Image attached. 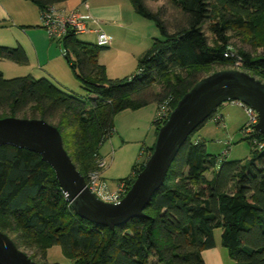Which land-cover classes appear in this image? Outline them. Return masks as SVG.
I'll return each mask as SVG.
<instances>
[{
    "label": "trees",
    "instance_id": "obj_1",
    "mask_svg": "<svg viewBox=\"0 0 264 264\" xmlns=\"http://www.w3.org/2000/svg\"><path fill=\"white\" fill-rule=\"evenodd\" d=\"M31 1L41 13L66 0ZM128 1L159 33L138 59L133 75L108 78L98 63L99 52L107 46L80 41L73 31L58 43L87 98L46 78H5L0 71V118H41L49 123L56 118L51 124L84 179L102 158L98 150L114 130L115 115L143 106L145 99L138 96L156 80L163 81L165 91L173 94V109L202 77L196 70L213 64L230 65L239 59L250 75L264 79V57L233 50L226 35L233 31L243 42L264 47V0H167L184 20L171 32L161 13L151 10L145 0ZM207 23L217 36L213 45L204 33ZM229 48L233 55L225 56ZM1 59L28 63L20 45L0 46ZM253 135L264 143L262 134L254 130ZM245 139L250 145L249 159L219 161L206 152L202 140L189 136L144 215L114 229L76 215L52 169L37 153L1 145L0 230L29 234L31 240L18 236L19 242L14 243L30 249L39 246L44 257L49 247L58 245L73 264H205L201 251L215 246L214 229L219 228L220 244L236 264H264V146L253 148L249 135ZM142 166L134 163L131 174L119 180L129 186ZM216 166L208 179L205 173Z\"/></svg>",
    "mask_w": 264,
    "mask_h": 264
},
{
    "label": "rangeland",
    "instance_id": "obj_2",
    "mask_svg": "<svg viewBox=\"0 0 264 264\" xmlns=\"http://www.w3.org/2000/svg\"><path fill=\"white\" fill-rule=\"evenodd\" d=\"M10 3H13L14 9H18V7L25 8L28 16L27 22L30 27L24 25V28L21 27L18 23H12L11 21L0 20V46L7 47H16L20 45L26 55H28V63L25 65L17 64L13 61L7 59L0 60V71L2 72L5 78H15L21 77L28 74H31L33 78H46L50 80L52 83L59 85L56 83L57 80L60 82H65L69 84L70 92L76 93V95L81 98H87V93L82 89L80 81L75 77L73 71L68 65V62L63 57L61 53L62 46L58 41L49 39L45 33V30L42 27L41 15L38 7L31 0H7ZM19 1L16 5L15 3ZM123 1L122 8L124 13H129L133 16L136 21L145 24L143 32H147L144 37H140L133 33H128L127 40H119L117 42V47H108L104 50H101L98 54L99 62L105 64L106 67V75L110 79H121L124 77H128L136 73L138 59L143 55L145 50L152 43V36L159 37V33L154 23L148 19L142 18L134 13L131 4L128 0H119ZM146 5L153 11H159L161 13V17L165 20L169 31H173L177 25L184 24V20L181 18V15L177 10L172 8L167 0H145ZM204 33L208 38L209 44L213 45L217 36L208 29V23L204 25ZM27 34H30V37L34 39L37 44L39 58L42 61L47 59L48 55H52L55 52L59 54L61 61L60 68L58 66V60L50 62L47 66L48 75H41L36 70V67H41L38 63L33 60L35 57V53L32 50L31 43ZM230 37V40L227 44L233 50L241 49L245 52L250 53L252 56H261L264 57V47L256 46L249 44L248 42H243L240 37L234 35L233 31H228L227 34ZM78 40L93 43L95 40L94 34H78ZM228 46V45H227ZM74 60V57H72ZM42 65V63H41ZM241 64L235 62L230 65H221V64H213L208 68L196 70L203 76H206L212 72L224 69H237L241 71H245L250 74V71H247L244 67L240 66ZM78 72V69H76ZM53 73V74H52ZM255 76V75H253ZM261 79L264 82L263 78L256 77ZM151 88H147L142 94L141 97L148 96L151 98H156L158 101L162 102L166 98L171 97L173 100V94L170 91H165L164 82L156 80L155 83L150 86ZM171 108V106H170ZM172 110V108H171ZM171 111H169L170 113ZM222 113V115H220ZM156 107L155 105H147L140 107L138 109H126L117 113L114 117V121H116L118 127L126 132V135L120 139L115 132V142H112L113 148L115 149L119 144L121 146L117 149L118 157L125 156L128 160L127 162L120 164H114L117 166L115 169L111 167V169H107V173L105 174L106 184L110 190H114L116 187V183L119 181H114L119 177H125L129 175L131 171V164L135 161V158L139 156V160L136 162L138 164L145 163L147 157L151 153L144 151L143 148L154 144V140L157 134H155V128L157 130L160 126L164 124L166 120H155ZM168 117V116H167ZM226 117V120H225ZM167 119V118H166ZM57 121L56 118L51 120V123L55 124ZM257 123V122H256ZM247 125V116L244 109L237 104L235 101H227L222 103L217 109L213 112V115L210 118H207L203 124L197 127L194 132L190 135L192 140H202L205 144L206 152L212 156H216L217 159L220 160H240L242 162L246 161L250 157V145L248 141L245 139L248 135L251 138L250 141L252 143V147H257V138L254 137L253 132H246ZM117 127V128H118ZM253 130H255L253 128ZM154 138V140H153ZM111 144L108 140L105 142L103 146V151L106 148L110 150ZM143 149V154H142ZM153 149V145H152ZM115 152V151H114ZM114 156V155H113ZM104 159V158H103ZM105 160V159H104ZM123 160V159H122ZM117 162V159L115 160ZM119 161V158H118ZM106 162V160H105ZM113 165V166H114ZM106 166V163L104 167ZM143 168V166H142ZM217 166L208 170L205 175L208 179H211L213 173L217 170ZM90 172V171H89ZM88 172V173H89ZM133 172V171H132ZM131 174V173H130ZM137 175V174H136ZM135 175V177H136ZM135 179V178H134ZM132 183V182H131ZM131 185V184H130ZM130 185L123 182V188L126 190L129 189ZM107 202H109L107 200ZM0 219L2 217L0 216ZM220 232L219 228L214 229V238L217 242L218 246H221L220 243ZM12 240L19 242L17 239L18 236L23 239L31 240L29 234H24L20 230L15 232L9 231L7 233ZM22 251L31 255L33 261L37 264H46V263H57V264H73V261L66 258L61 248L58 245H53L46 250L45 257L43 255V251L39 246H35V248H27L20 245ZM233 264V261H230Z\"/></svg>",
    "mask_w": 264,
    "mask_h": 264
},
{
    "label": "water",
    "instance_id": "obj_3",
    "mask_svg": "<svg viewBox=\"0 0 264 264\" xmlns=\"http://www.w3.org/2000/svg\"><path fill=\"white\" fill-rule=\"evenodd\" d=\"M239 101L258 115L254 129L264 136V83L237 69L212 72L198 79L176 102L157 130L153 149L129 189L117 202L100 199L86 185L63 147L58 129L41 118H0V146L12 145L37 153L52 169L73 212L109 229L142 217L162 185L175 156L193 131L222 103ZM0 264H36L0 230Z\"/></svg>",
    "mask_w": 264,
    "mask_h": 264
},
{
    "label": "crops",
    "instance_id": "obj_4",
    "mask_svg": "<svg viewBox=\"0 0 264 264\" xmlns=\"http://www.w3.org/2000/svg\"><path fill=\"white\" fill-rule=\"evenodd\" d=\"M18 2L19 1H17L15 3V5ZM121 3L124 4L123 1H119V0H66L64 2L56 4V7L61 8V9H65V10L77 9L78 11H80L82 13H87V12L90 13L93 17H95L96 19L99 20L100 23L98 25L100 26V28H102L111 37L110 44L107 46V48L109 46L110 47L112 46L115 48V47H117V42L119 40H121V41L127 40L128 33H133V34H136L140 37H144L145 35H147V34H145L147 32H143L145 24H142L141 22L136 21V19L133 16H131L129 13H124L123 8H122L123 6ZM10 4H11V6L13 5V3H10L9 1L7 3V0H0V20L11 21L12 23H18L19 25H22L21 27H23V28H24V25H27V27H30V25L27 22L28 13H27L26 9L22 8V7H18V9H14V8H12L13 6L12 7L10 6ZM85 4H86V6H85ZM39 12H40V10H39ZM40 15H41V13H40ZM89 26L92 29L95 27V25H93V24H89ZM24 31L26 32L25 28H24ZM88 34H94V33L89 32ZM75 35L77 38L78 34H75ZM27 36L29 38L30 34H27ZM154 37L155 36H152L151 39H153ZM29 41H30L31 46L33 48L32 50L35 53V57H33V60L36 63H38V62L40 63L39 65L41 67H36V70L39 73H41V75L44 76V75L49 74L48 70H47V66L50 64V62L55 61V60H58V66H60V68H63V65L62 66L60 65L61 61H59V59H61V58H60L58 53L55 52L52 55H48L47 59L45 61H42L39 58L38 48H37V44L35 42L36 40L34 41V39L30 37ZM93 43H95V40ZM63 51L64 50L62 49L61 53ZM63 57H64V54H63ZM41 63H42V65H41ZM98 63L105 67V64L99 62V58H98ZM105 70H106V67H105ZM28 75L32 76L31 74H28ZM56 83H59L60 87H62L65 91H67V92L72 91L69 88L70 87L69 84H66L65 82H60V80H57ZM149 88H151V87H149ZM138 97L142 98L141 95H139ZM143 98L145 99V103L143 104V106L153 104V105H155V107H157L158 100L156 98H153V96L151 98H149L148 96L143 97ZM143 106H141V107H143ZM220 115H222V113ZM225 120H226V117H225ZM117 127H118V125H117L116 121H114V119H113L114 130H113L112 134L108 138H106L104 140V142H102V144L100 145L99 150H98L99 156L106 160V166L102 170V178L105 180H107L106 179L107 176H105V174L107 173V169H111V167L115 169L117 167L114 165L115 163L116 164H120V163L122 164V163H124V161L125 162L128 161L126 159L127 158L126 155L118 157L117 149H119L121 147V146H119L120 144L115 149L113 148L112 142H115V138H116L114 135L115 132H116L117 136L120 137V139L122 137H124V135H126V132L122 131L119 127L118 128ZM107 140L111 144L110 150H108L109 148H106V150L103 151V146L105 145V142ZM153 140H154V138H153ZM147 147L148 146L143 148L144 151H146ZM143 149L141 151L142 154H143ZM139 156H140V154H139ZM139 156H137L135 158V161L132 162L130 169H132L133 164L136 163L137 160H139V158H140ZM118 158H119V161H118ZM116 159H117V162L115 161ZM130 173H131V171H130ZM127 176H125V177H127ZM122 178H124V177H119L118 179H115L114 181H117V180L122 179ZM201 256H202V259L204 260L205 264H231L230 261H233V264H236L234 262V260H232L229 257L227 250L224 247L217 245L216 240H215V246L214 247L204 249L201 251Z\"/></svg>",
    "mask_w": 264,
    "mask_h": 264
},
{
    "label": "built area",
    "instance_id": "obj_5",
    "mask_svg": "<svg viewBox=\"0 0 264 264\" xmlns=\"http://www.w3.org/2000/svg\"><path fill=\"white\" fill-rule=\"evenodd\" d=\"M86 6V4H85ZM42 27L46 32L49 39L59 41L69 32H74L75 34H84L93 32L95 35V44L100 47H105L110 44L111 37L98 25L100 22L98 19L93 17L90 13H82L77 9L65 10L57 8L56 6L49 7L41 12ZM89 24L95 25L92 29ZM65 52L63 51L62 54ZM225 56H232L233 53L226 50ZM237 63H241L238 59ZM172 101L171 97L166 98L164 101L160 102L157 109L154 120H166L171 111L170 103ZM239 106H241L247 116V127L246 132H253L254 125L258 121V115L253 108L239 102L235 101ZM257 148H262L264 143L257 140ZM105 160L100 158L97 160L95 169L91 170L87 174L85 179L87 187L94 192L100 199L109 202L119 201L126 190L123 188V180L116 183L114 190H110L106 184V181L102 178V170L105 165Z\"/></svg>",
    "mask_w": 264,
    "mask_h": 264
}]
</instances>
